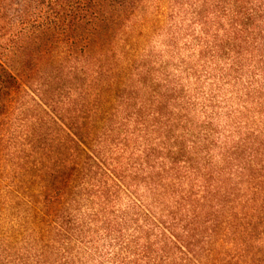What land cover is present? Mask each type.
<instances>
[{
    "label": "trees",
    "instance_id": "1",
    "mask_svg": "<svg viewBox=\"0 0 264 264\" xmlns=\"http://www.w3.org/2000/svg\"><path fill=\"white\" fill-rule=\"evenodd\" d=\"M0 264H264V0H0Z\"/></svg>",
    "mask_w": 264,
    "mask_h": 264
}]
</instances>
